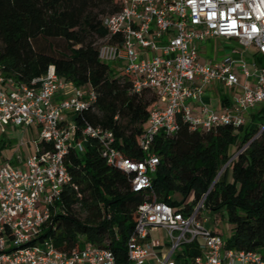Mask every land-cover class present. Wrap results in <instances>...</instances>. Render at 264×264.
Returning a JSON list of instances; mask_svg holds the SVG:
<instances>
[{"label":"built area","instance_id":"built-area-1","mask_svg":"<svg viewBox=\"0 0 264 264\" xmlns=\"http://www.w3.org/2000/svg\"><path fill=\"white\" fill-rule=\"evenodd\" d=\"M102 24L108 38L100 40L99 59L120 60L134 90L147 87L156 95L139 138L143 156L126 157L113 145L112 132L90 124L76 138L73 117L95 95L62 79L53 64L31 84L0 73V132L8 125L34 126L38 134L35 152L22 163L25 169L13 158L0 166V264H148L150 257L156 264H264L258 251L226 247V238L207 225L200 215L207 209L205 195L185 210L157 200L151 191L136 209L125 261L89 241L60 251L50 238H40L51 224V206L70 181L66 158L72 150L81 152L87 137L97 138L106 161L130 176L132 191L151 190L158 164L151 142L161 131L176 132L178 116L190 130L240 127L249 122L246 114L264 106V59L257 61L264 58V0H121ZM208 39L222 40L228 53L200 62L199 44ZM211 82L239 93L218 111L202 105L194 113L188 101L199 100ZM66 90L70 94L54 102V94ZM263 130L264 124L258 133ZM158 229L167 244L152 237Z\"/></svg>","mask_w":264,"mask_h":264},{"label":"trees","instance_id":"trees-1","mask_svg":"<svg viewBox=\"0 0 264 264\" xmlns=\"http://www.w3.org/2000/svg\"><path fill=\"white\" fill-rule=\"evenodd\" d=\"M120 7L121 0H0V73L31 84L53 64L62 79L95 95L73 117L76 138L85 124L100 127L112 132L113 145L126 157L140 159L139 138L156 95L147 87L134 90L126 75L98 57L100 40L108 38L102 17ZM54 40L63 45L57 49ZM263 116L264 106L240 127L210 130H190L178 116L176 132L161 131L151 142L158 157L152 188L138 192L132 191L130 176L102 156L99 140L87 137L82 151L72 150L66 158L70 181L51 206L52 227L40 238H50L60 251L89 241L125 261L136 209L152 192L185 210L205 195L204 205L217 213L216 220L223 214L232 224L226 247L255 250L264 258V130L258 133Z\"/></svg>","mask_w":264,"mask_h":264},{"label":"rangeland","instance_id":"rangeland-1","mask_svg":"<svg viewBox=\"0 0 264 264\" xmlns=\"http://www.w3.org/2000/svg\"><path fill=\"white\" fill-rule=\"evenodd\" d=\"M53 42L55 43L54 45L57 49L63 45L62 42L58 40H54ZM227 46L228 45L223 44L219 40L216 42V39H208L203 43L201 42L199 45L200 62H205L208 59L218 56L221 57V55L227 54L228 49L225 48ZM252 50H254L253 47L250 48V51ZM106 63L110 66L114 73L123 74L121 68L124 66V63L120 60L108 61ZM203 87L205 89V93L211 91L215 95L219 96L222 94L232 99L235 94L239 93L237 88L233 90L229 87H222L216 82H211ZM261 105L262 104H259L257 106L261 107ZM261 121L264 124V116L261 118ZM37 137L38 134L36 130L32 131L30 127L13 126V128L7 127L6 132H0V166L4 165L8 160L13 158L12 163L18 165L22 169H25V165L22 163H24L28 156L35 152ZM172 197L178 200L181 199V196L178 193L173 194ZM200 215L202 218L207 219L208 226L222 234L225 238H228L231 235L232 224L226 220L223 214H220L219 219L216 220L217 213L204 208L202 209ZM151 235L162 244H167L169 242L168 238H165L161 229L153 230Z\"/></svg>","mask_w":264,"mask_h":264},{"label":"crops","instance_id":"crops-1","mask_svg":"<svg viewBox=\"0 0 264 264\" xmlns=\"http://www.w3.org/2000/svg\"><path fill=\"white\" fill-rule=\"evenodd\" d=\"M218 40L220 42H222V40H220V39H216V42H218ZM82 88L87 89V86H84ZM69 94H70L69 90L56 92L53 96L54 102H58L60 99L67 97ZM231 101H233V99L230 97H227V96L222 95V94L218 96V95H215L214 93H212L211 91H208V93H205V89H204V94L200 97V99L199 100H189L188 105L190 106V108L192 109V111L194 113H198L200 110V107L202 105H205L209 108H212V109H215L216 111H218L220 108H222L226 104L230 103ZM262 106L263 105H261V107ZM261 107H258L256 109H254L253 111H251L250 113L246 114L247 121H250L252 119V117H251L252 114L259 111L261 109ZM7 127L13 128L12 125H8V126H6V128ZM6 128L3 132H6ZM30 128L32 131L36 130L34 126H30ZM160 244L163 245L162 243H160ZM148 264H156V262L153 258L150 257L148 259Z\"/></svg>","mask_w":264,"mask_h":264}]
</instances>
